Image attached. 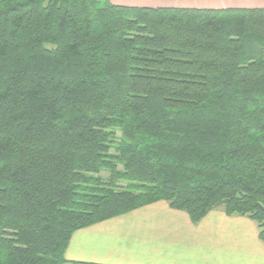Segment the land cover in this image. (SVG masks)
Wrapping results in <instances>:
<instances>
[{"label":"trees","instance_id":"1","mask_svg":"<svg viewBox=\"0 0 264 264\" xmlns=\"http://www.w3.org/2000/svg\"><path fill=\"white\" fill-rule=\"evenodd\" d=\"M160 200L264 242V7L0 0V264Z\"/></svg>","mask_w":264,"mask_h":264},{"label":"crops","instance_id":"2","mask_svg":"<svg viewBox=\"0 0 264 264\" xmlns=\"http://www.w3.org/2000/svg\"><path fill=\"white\" fill-rule=\"evenodd\" d=\"M111 2L151 7H264V0ZM252 221L245 216H230L214 209L195 224L185 211L160 200L75 231L65 256L70 260L112 264H264V242ZM244 223L252 226L251 245L247 246L251 248L243 245Z\"/></svg>","mask_w":264,"mask_h":264},{"label":"rangeland","instance_id":"3","mask_svg":"<svg viewBox=\"0 0 264 264\" xmlns=\"http://www.w3.org/2000/svg\"><path fill=\"white\" fill-rule=\"evenodd\" d=\"M102 174H103V176H106L108 173L107 172H103ZM252 222H253L255 228H257L256 222L255 221H252ZM242 225L245 227V233H244L245 241L243 242V245H245V247H247V246L251 245V239H252V236H253V230H252L251 224L250 225L248 224L249 226L246 223H244ZM246 226H248L249 228H247ZM156 232L160 233V230H157ZM247 248H251V247H247Z\"/></svg>","mask_w":264,"mask_h":264}]
</instances>
